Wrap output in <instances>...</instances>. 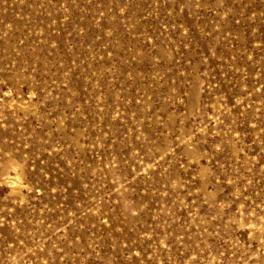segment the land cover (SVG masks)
I'll list each match as a JSON object with an SVG mask.
<instances>
[{
	"label": "rangeland",
	"instance_id": "374dc122",
	"mask_svg": "<svg viewBox=\"0 0 264 264\" xmlns=\"http://www.w3.org/2000/svg\"><path fill=\"white\" fill-rule=\"evenodd\" d=\"M0 264H264V0H0Z\"/></svg>",
	"mask_w": 264,
	"mask_h": 264
}]
</instances>
